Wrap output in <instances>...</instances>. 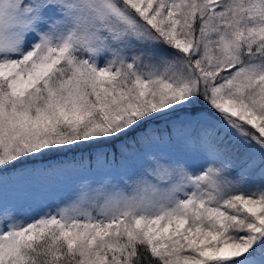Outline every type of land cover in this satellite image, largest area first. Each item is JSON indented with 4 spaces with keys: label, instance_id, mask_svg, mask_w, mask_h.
<instances>
[{
    "label": "snow or ice",
    "instance_id": "snow-or-ice-1",
    "mask_svg": "<svg viewBox=\"0 0 264 264\" xmlns=\"http://www.w3.org/2000/svg\"><path fill=\"white\" fill-rule=\"evenodd\" d=\"M13 175L0 264H264V0H0Z\"/></svg>",
    "mask_w": 264,
    "mask_h": 264
},
{
    "label": "rangeland",
    "instance_id": "rangeland-1",
    "mask_svg": "<svg viewBox=\"0 0 264 264\" xmlns=\"http://www.w3.org/2000/svg\"><path fill=\"white\" fill-rule=\"evenodd\" d=\"M72 185L73 180L69 176L47 175L21 179L13 175L0 183V202L22 206V215L27 217L32 210L56 202Z\"/></svg>",
    "mask_w": 264,
    "mask_h": 264
},
{
    "label": "trees",
    "instance_id": "trees-1",
    "mask_svg": "<svg viewBox=\"0 0 264 264\" xmlns=\"http://www.w3.org/2000/svg\"><path fill=\"white\" fill-rule=\"evenodd\" d=\"M165 122L163 120H161L157 125H155L156 127H160L163 128L164 127ZM235 153H236V157H237V164L240 163L241 159L245 158V154L243 152H241L239 149H234ZM259 169L258 167L254 170L255 172H257ZM239 171V167L235 168L233 170V174H235L236 172Z\"/></svg>",
    "mask_w": 264,
    "mask_h": 264
}]
</instances>
